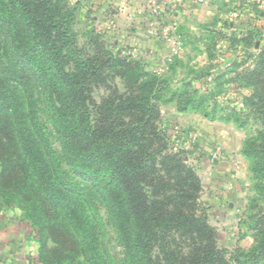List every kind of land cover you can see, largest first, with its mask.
Returning a JSON list of instances; mask_svg holds the SVG:
<instances>
[{"label": "trees", "instance_id": "trees-1", "mask_svg": "<svg viewBox=\"0 0 264 264\" xmlns=\"http://www.w3.org/2000/svg\"><path fill=\"white\" fill-rule=\"evenodd\" d=\"M80 3L0 0V200L36 230L40 263L260 264L264 202L246 223L254 244L230 257L200 176L161 127L165 80L77 29ZM245 80L262 128L243 153L264 193V47Z\"/></svg>", "mask_w": 264, "mask_h": 264}, {"label": "rangeland", "instance_id": "rangeland-1", "mask_svg": "<svg viewBox=\"0 0 264 264\" xmlns=\"http://www.w3.org/2000/svg\"><path fill=\"white\" fill-rule=\"evenodd\" d=\"M77 21L81 32L94 30L165 80L161 127L202 180L201 201L219 244L230 257L249 250L252 200L262 204L264 193L243 153L262 128L244 104L251 94L245 73L264 47V0H81ZM97 92L99 99L105 90ZM189 99L193 106L180 110L179 100ZM109 238L117 253L112 232ZM37 248V232L21 210L0 200V264H41Z\"/></svg>", "mask_w": 264, "mask_h": 264}]
</instances>
